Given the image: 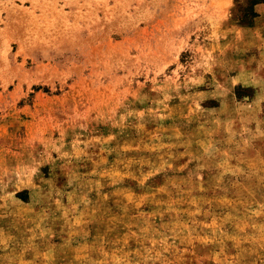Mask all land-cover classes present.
I'll return each mask as SVG.
<instances>
[{
    "label": "rangeland",
    "instance_id": "374dc122",
    "mask_svg": "<svg viewBox=\"0 0 264 264\" xmlns=\"http://www.w3.org/2000/svg\"><path fill=\"white\" fill-rule=\"evenodd\" d=\"M0 264H264V0H0Z\"/></svg>",
    "mask_w": 264,
    "mask_h": 264
}]
</instances>
